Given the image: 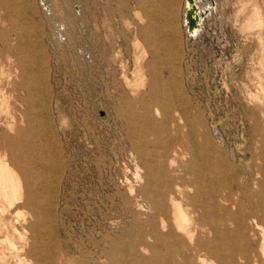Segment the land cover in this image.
I'll list each match as a JSON object with an SVG mask.
<instances>
[{
    "label": "rangeland",
    "instance_id": "374dc122",
    "mask_svg": "<svg viewBox=\"0 0 264 264\" xmlns=\"http://www.w3.org/2000/svg\"><path fill=\"white\" fill-rule=\"evenodd\" d=\"M6 1L0 24L8 35L0 39V105L9 104L11 113H0V129L18 138L11 153L38 167L33 177L42 181L40 206L48 223L40 229V251L54 254L56 264L61 256L65 264H108L114 247L130 245L140 252V245L154 243L149 235L158 229V219L149 221L146 195L150 169L154 184L166 178L170 189L176 183L190 189L194 200L186 201L191 208H206L213 223L216 195L231 198L233 208L221 221L223 233H230L223 239L227 256L234 255L237 264L260 259L259 233L247 217L258 214L256 193L264 180V174L258 175L264 106L250 96L257 89L260 33L264 37L256 10L264 12V0L197 1L204 15L194 36L184 20L186 0ZM171 69L177 72L187 113L203 122L206 137L195 136L196 141L213 148L195 153L193 167L169 164L180 147L174 142L172 148H161L156 134L149 136L148 148L155 149L145 165L142 157L150 151L137 148L131 136L128 113L143 112L142 93L150 90L151 81L165 84ZM140 76L143 85L137 91ZM27 77L37 89L34 94L27 90ZM155 107H149L152 118ZM172 115L169 134L175 135L179 124L185 140L184 115L179 110ZM8 122L14 133L5 129ZM5 150L0 142V151ZM202 155L207 163H201ZM43 157L54 167L46 168ZM17 205L12 214L22 212L16 224L20 231L27 226L29 242L38 225L29 206ZM179 240L187 245L183 237ZM27 259L39 264L34 256Z\"/></svg>",
    "mask_w": 264,
    "mask_h": 264
},
{
    "label": "bare ground",
    "instance_id": "6f19581e",
    "mask_svg": "<svg viewBox=\"0 0 264 264\" xmlns=\"http://www.w3.org/2000/svg\"><path fill=\"white\" fill-rule=\"evenodd\" d=\"M197 1L199 0H195V4L197 3ZM6 2V0H0V24L3 22L1 20L2 5L6 4ZM207 5L208 4H206V6ZM190 6V3L188 2V0H186V11ZM196 6L198 8L197 13L200 17L199 22H201V18L203 17L204 12L202 11V9H200V7H198V3L196 4ZM186 11L184 13V20L187 26V32L190 33L185 18ZM256 16L257 27L263 29L264 12L261 9H257ZM199 27L195 28V30L190 34L193 36L195 33H197ZM260 34V69L256 72V76L258 79L257 89L255 92L251 91L250 96L260 106H264V37H262L263 33ZM7 36L8 35H6V32L2 30V26L0 25V39L3 40V38ZM25 69L27 70V68ZM32 84L33 83L30 82V78L27 77L25 79V85H27V90L30 94H34L37 90ZM142 85L143 78L142 76H140L136 88L137 91L142 87ZM148 87H150V90L143 92L141 95V109L143 110V112H140L138 110V114L137 111L132 110L130 111V113H128L129 121H131L129 123V127L132 130L131 136L137 138V140L134 141V144L137 148L143 147L150 151L142 157L143 163H145V165L149 164L150 161H147L148 155L150 156V160L152 161V150L155 148L154 146L152 148H148L150 144H152L149 136L156 134L161 148H165L166 150V148H170L172 143L174 142L176 143L175 145H179L180 147L177 148L178 153L175 157L173 156L170 159V161L168 162L169 164L174 165L179 163L182 164V166L193 167V164H196L198 161L195 158V153L198 154L199 151H204V153H206L208 149L213 150V148H205L204 143H206V141H202V145H199V143L195 139V136L198 135L203 140L206 137L205 131H201V129H203V122L198 118L196 119V121H194L187 113V101L184 100L185 97L183 96V90H181L179 80L177 81V72L171 69L169 71V80L165 82V84L163 83L161 85H158L156 84V82L151 81ZM151 104L156 105V116L153 118L149 115V107ZM176 110L181 111V113L184 115L185 126L188 129L186 133H184L185 140H182L183 137L181 133V126L179 124H175L176 127L174 126L176 134L173 136H171L172 134H169V124L175 121L172 114L173 111ZM0 113L10 114L11 108L9 104L4 106V103L2 101L0 105ZM142 115L145 116L149 121L148 124L142 122ZM135 116H141L140 121L135 120ZM159 116H161L162 119H158L157 117ZM193 121L196 124H194ZM1 124L2 122L0 120V125ZM195 126L199 128V131L196 130ZM132 127L138 128L137 130L139 131L134 133ZM5 129H7L9 133H14V124L12 122H8L5 126ZM258 130L261 131V128H259ZM261 139V141L264 142V137H261ZM0 142H2L3 147L10 152V154H7L6 150L3 152L0 151V264H30L28 263L27 259L28 255L31 256V258L33 256L36 257L39 264H56L54 263V254L46 251L45 249L44 251L43 248L42 252L40 251L41 244L39 243L42 240L41 238H43L40 229L46 227L48 223L46 222L42 210L43 208H41L40 206L42 202L40 200V197H44L43 193L39 191V189H41L39 186L41 183L38 184V182L41 181V179H36L33 177V174L36 172V168L38 167L35 168L34 166L25 164L15 154L11 153V150L16 148L18 143V138L16 136L10 135L6 132V130L0 129ZM208 146L210 147L211 145ZM26 149L35 152L34 149L36 148ZM260 149L261 155L258 157L260 162V164H258V175L264 174V147ZM206 159L207 156L202 155L200 157L201 163H207ZM153 160L156 162L160 161L159 159ZM44 161L45 158L43 157V162ZM44 163H46V166L44 165L46 168L54 167V165H52L51 163ZM54 163L56 162L54 161ZM221 165L225 166L226 163L221 162ZM39 172L42 173L41 170H39ZM147 174L149 176V186L147 185L146 187V195L149 196V210L152 211V218L149 217L151 218L149 221L153 222L154 219H158V229H153L149 235V237L154 238V243L140 245V252H138L135 246L130 249L129 245V248L122 250L124 247H121L122 249L120 248L117 250L119 251L118 254H113V252H117L114 247L112 251L110 250L111 253L107 254L109 255L108 264H193L192 257H195L196 264H237L234 255H230V257L227 256L226 249H224L223 245V241L226 240V237L227 239L230 237V233L228 232V230H226V233H223L221 228V221H224L223 218H226L227 211L233 208L234 203L233 201H230L231 198L223 197L222 195H216L213 206L216 210L214 213L217 215L218 219L215 223H213L211 214L207 211L205 212L206 208H203L202 211H200V209L197 207L191 208L190 203L186 201V199L194 200L193 194H190V189L189 191H187L177 183L174 185L173 189H170L171 181L166 178L154 184L155 177L150 169H148ZM188 174H190V172H184L183 176ZM258 185L259 190L257 191L256 196L260 203L255 206L256 212L258 214L255 216L249 215L247 218L253 223V226L255 227V229H257L260 237L259 243L257 245V249L259 252L258 255L260 259L256 260L253 264H264V261H262L264 260V180H260ZM176 194L180 198H177L175 196ZM20 202L32 209L33 216L36 222L35 224L38 225V229H36L35 231L32 230L33 233L29 242L26 238V234L28 231L27 226H22V231H20L16 224L18 219V221H20L19 217L22 215V212L17 210L15 214H12V210ZM240 206H243V203H240ZM242 218V216H236V219L238 220H242ZM198 233H200L202 237L207 238L208 241H202V238L200 240V237H198L197 239L196 236ZM182 237L187 243L185 247L182 246L179 240ZM236 239L237 236L235 237V240ZM148 251H151L150 255L147 257H143L141 253H148ZM231 251L233 252L234 249H231ZM104 255L105 254H103V256ZM71 262L72 264H85V262H74L72 260ZM57 264H65L62 256L60 257V260Z\"/></svg>",
    "mask_w": 264,
    "mask_h": 264
},
{
    "label": "water",
    "instance_id": "95a60500",
    "mask_svg": "<svg viewBox=\"0 0 264 264\" xmlns=\"http://www.w3.org/2000/svg\"><path fill=\"white\" fill-rule=\"evenodd\" d=\"M188 2L190 3L191 6L187 9L185 18L188 24L189 32L191 33L195 30V28L200 26V22H199L200 17L199 14L197 13L198 8L195 4V0H188Z\"/></svg>",
    "mask_w": 264,
    "mask_h": 264
},
{
    "label": "crops",
    "instance_id": "0c3cea01",
    "mask_svg": "<svg viewBox=\"0 0 264 264\" xmlns=\"http://www.w3.org/2000/svg\"><path fill=\"white\" fill-rule=\"evenodd\" d=\"M117 1V0H116Z\"/></svg>",
    "mask_w": 264,
    "mask_h": 264
}]
</instances>
